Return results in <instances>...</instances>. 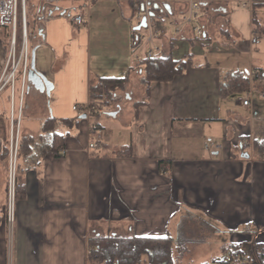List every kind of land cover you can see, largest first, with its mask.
<instances>
[{
    "label": "crops",
    "instance_id": "1",
    "mask_svg": "<svg viewBox=\"0 0 264 264\" xmlns=\"http://www.w3.org/2000/svg\"><path fill=\"white\" fill-rule=\"evenodd\" d=\"M190 1L47 0L50 6L37 8L31 63L45 81L27 78L20 131L40 137L44 120L55 118L64 153L33 148L12 224L0 175V264H89L94 235L175 240L182 233L186 242L209 245L201 263L221 258L215 254L227 246L264 243V155L253 146L264 139V78L249 80V105L241 101L247 93L221 98L218 91L225 72L248 79L251 68L264 72V2L197 0V18L187 23ZM141 10L148 26L136 31ZM147 31L164 33L157 56L185 63L170 81L148 88L133 56L143 54L139 37ZM125 76L123 99L115 91L100 114L85 118L72 109L99 99L90 88L97 79ZM92 123L103 141L90 149ZM6 125L5 117L0 138Z\"/></svg>",
    "mask_w": 264,
    "mask_h": 264
},
{
    "label": "trees",
    "instance_id": "2",
    "mask_svg": "<svg viewBox=\"0 0 264 264\" xmlns=\"http://www.w3.org/2000/svg\"><path fill=\"white\" fill-rule=\"evenodd\" d=\"M264 2V0H258ZM255 21V20H254ZM34 22H36L34 18ZM34 25L29 24L28 20V36L30 41L33 38ZM4 28L0 27V33ZM9 30L5 28L3 39L9 40ZM8 35V36H7ZM19 46V39L17 38L16 47ZM6 56V49L4 50ZM182 59L175 60L169 53L166 56H154L148 59H140L136 66L143 69L141 76V83L148 88L151 82H165L170 81L176 74H178L184 65ZM29 72V71H28ZM28 76V74H27ZM128 77L114 78L102 77L91 84L90 88L94 93V98H102L101 104H110L112 102L115 90L121 89L127 82ZM249 90V79L246 74L240 71H228L222 74L219 80V96L221 98H228L233 95H243ZM100 114L95 112L93 115ZM7 119V118H6ZM63 123H70L71 120H61ZM58 120L52 117L46 118L42 124V136L39 137L40 148L42 155H53L60 157V150L64 147L65 135L58 132L56 125ZM91 129L95 130L92 123ZM7 139L3 142L2 151L0 153V160H5L8 156ZM35 145V138L29 134H22L20 132L17 150V168H16V187L15 199H19L23 193V179L22 174L25 171V162ZM253 146L256 152L264 155V139L254 140ZM172 237L169 235L161 237H144L127 235L122 236L118 234L109 235H94L89 238V244L92 246L93 252L89 254L88 260L91 264H139L142 256L147 257L148 264H174L172 258ZM251 252L256 256L260 264H264V243L255 242L252 245ZM225 254H246L242 248L238 246H227L224 248ZM223 259L216 258L211 262H204L201 264H215L222 263Z\"/></svg>",
    "mask_w": 264,
    "mask_h": 264
},
{
    "label": "built area",
    "instance_id": "3",
    "mask_svg": "<svg viewBox=\"0 0 264 264\" xmlns=\"http://www.w3.org/2000/svg\"><path fill=\"white\" fill-rule=\"evenodd\" d=\"M156 2H162L164 0H155ZM246 4H243L245 6ZM200 7V2L193 0L189 2V13L183 17V20L190 23L193 18H197V10ZM146 10H141L137 13L136 18L138 22L141 21L143 16H147ZM73 20L79 24H84V18L82 15H76ZM148 24V22H147ZM171 24L174 27L178 26V20L172 19ZM148 26V25H147ZM0 27L7 28L9 30V43L6 48V56L3 62V66L0 69V92L9 88V114L7 117V143H8V162H7V180H6V200H7V220L11 224L14 216L15 206V187H16V168H17V150L18 141L20 136L21 118L24 108V97L26 92L27 74L30 69L28 64V17H27V1L26 0H0ZM178 29L176 28V31ZM191 30L196 35L203 34V28L199 24H194ZM164 33L162 31H147L143 33L139 39L146 47L143 54L134 52V59H148L157 56L159 48L155 44V41L160 39ZM17 38L19 39V46L16 47ZM264 78V72L262 68H251L249 71V80L254 81L256 79ZM17 80L19 81L18 94ZM264 98V92L260 93ZM246 97L241 99L243 105H249L251 101V89L248 90ZM102 98L98 100H90L84 105H74L72 109L80 112L86 117H90L95 112H101L102 110ZM104 107V106H103ZM90 142L88 148L98 147L100 142L103 141V133L101 129L91 131ZM3 140L0 138V153L2 151ZM212 144L207 143L206 149L210 148ZM242 150L250 148V143L244 141L241 143ZM61 153L64 150L61 149ZM92 249L89 248V252ZM222 263L215 264H260L256 256L250 251L246 254H224L222 257Z\"/></svg>",
    "mask_w": 264,
    "mask_h": 264
},
{
    "label": "rangeland",
    "instance_id": "4",
    "mask_svg": "<svg viewBox=\"0 0 264 264\" xmlns=\"http://www.w3.org/2000/svg\"><path fill=\"white\" fill-rule=\"evenodd\" d=\"M26 1H27V17H28V20H29V24L31 23L32 25L35 26L36 22H34V18H35V20H37L36 18H37V15L39 14V11H37V8L38 9H42L44 6L45 7L50 6V4L47 2V0H39V1L38 0L37 1H35V0H26ZM136 22H137V20L133 19V22H132L133 26H135ZM36 30H37V25L34 27V30H33V34L34 35L36 33ZM141 30H144V28H142ZM4 31H5V28H4ZM4 31L2 33H0V69L3 66V62H4V59H5L4 50L8 47V43H9L8 38L7 39H3L1 37V36H3V34H5ZM28 49H29V52H28V55H29L28 56V64L30 66L31 61H32V56H33V52H32V49H33V38L30 41H28ZM136 71H135V73H137ZM136 76H139V75L136 74ZM127 82H128V80H127ZM127 82L125 83V85L121 89L115 90V91H119V93H120L119 96L121 97V99H123L124 92H126V87H127L126 84H127ZM262 87H263V85H262ZM18 88H19V81L17 80V91H16V94H18ZM249 89H250V87H249ZM263 89H264V87H263ZM262 91H264V90H262ZM8 95H9V88H5V89H3L0 92V120L2 118H5V117L7 118L8 114H9ZM114 96H115V92H114L113 97ZM112 101H114V99H112ZM260 117H262V116H260ZM106 126L110 127L109 125H106ZM33 128H36V125L34 124V122H33ZM37 128H38V126H37ZM34 131H36V130H34ZM39 134H40L39 132H37V134H34V136H35V145H34V147L41 144L40 140H39V137H38ZM2 136L3 137H1V139L4 142L7 139V130H3V135ZM7 162H8V156H7V158L5 160L1 161V163L4 164V168H3V170L0 171V175L4 178V186H5V192L6 193H7L6 180H7V169H8ZM16 202H17V199H15V206H16ZM15 206H14V208H15ZM2 207H3V209L6 212V210H7V200H6V198H5V201L2 202ZM13 220H14V218H13ZM6 221L8 222L7 214H6ZM12 223L13 222H11V224ZM176 237L177 238H175V240L172 243V249H171L172 258H173L174 264H198V263H201V262L204 261L201 258V256L204 255L205 253H208L210 251L207 248H205V246H209L208 244L204 246V244L201 245L200 243H197V242H186V240L184 238L185 235L182 234V233L177 234ZM89 248L92 249V246H90V244L88 243V249H87L88 258L90 256L89 254H91L93 252V249H92L91 252H89ZM243 249L248 254L251 251V249H249V247H247V246L243 247ZM224 254L225 253H223L221 250H218L215 255H217L218 257H223ZM88 263L91 264L90 261ZM139 264H148L147 263V257L145 255L142 256L141 262Z\"/></svg>",
    "mask_w": 264,
    "mask_h": 264
},
{
    "label": "water",
    "instance_id": "5",
    "mask_svg": "<svg viewBox=\"0 0 264 264\" xmlns=\"http://www.w3.org/2000/svg\"><path fill=\"white\" fill-rule=\"evenodd\" d=\"M147 25H148L147 24V16H143L141 21L134 27V30L139 31L142 28H146ZM28 80H30L34 84L37 83L40 85H42V82H43L42 80H44L39 74L36 73L33 63H31V68L29 69V72H28ZM82 116L85 117L84 115H82ZM243 157L247 158L248 154L245 153L243 155Z\"/></svg>",
    "mask_w": 264,
    "mask_h": 264
}]
</instances>
